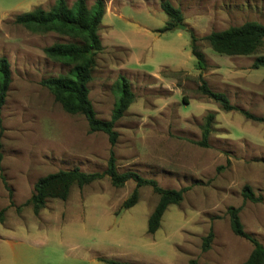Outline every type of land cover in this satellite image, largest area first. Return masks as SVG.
<instances>
[{
    "label": "rangeland",
    "instance_id": "374dc122",
    "mask_svg": "<svg viewBox=\"0 0 264 264\" xmlns=\"http://www.w3.org/2000/svg\"><path fill=\"white\" fill-rule=\"evenodd\" d=\"M75 0H66L70 6ZM98 27L102 49L88 83L96 118L109 121L121 78L133 102L114 125L113 147L118 173L134 172L163 189H186L178 205L169 206L159 230L147 233V220L158 196L139 188L137 205H121L135 187L115 188L107 176L78 188L66 201L47 199L35 215L22 207L35 183L60 170L85 173L106 169L110 145L104 133H90L85 118L63 111L40 85L69 72L70 66L47 58L43 49L68 39L35 34L15 24L16 16L35 8L49 10L55 0H0V59L9 63L10 85L1 109L0 264L11 246L17 264H105L123 260L146 264H243L252 251L235 236L227 209L239 208L244 231L264 247V123L238 110L223 111L199 91L200 76L211 91L224 94L236 109L264 118V68L250 56L214 53L204 37L245 22L264 25V0H103ZM168 1L180 10L185 30L171 28L160 8ZM94 0H86L90 7ZM191 32L206 68L191 54ZM213 115L206 148L197 146L204 122ZM249 186L262 202L244 201ZM16 207H22L17 213ZM213 240L202 251L209 231ZM21 260V261H20ZM136 264V263H129Z\"/></svg>",
    "mask_w": 264,
    "mask_h": 264
},
{
    "label": "trees",
    "instance_id": "16d2710c",
    "mask_svg": "<svg viewBox=\"0 0 264 264\" xmlns=\"http://www.w3.org/2000/svg\"><path fill=\"white\" fill-rule=\"evenodd\" d=\"M160 8L168 17L166 26L158 30V33L170 31L176 24H181L183 16L180 10L174 8L168 1H162ZM105 13L103 0H94L88 7L86 0H75L70 6L66 0H55L49 10L35 8L30 12L15 17L14 22L26 30L35 34H56L59 37L68 39L66 42L53 43L43 49L44 55L53 60L70 66L68 73L57 77H49L40 82V85L52 94L54 100L60 104L64 112L71 115H81L85 118L89 132H101L107 136L110 145L109 157L106 169L102 173H85L78 168L72 170H60L40 178L33 187V193L22 207H31L33 213H38L45 208L47 199L66 201L73 186L82 188L107 176L115 188L122 187L127 181H133L135 187L130 196L121 205L122 210L134 207L139 199V188L150 187L158 196V201L148 217L147 233L155 234L159 228L161 219L169 206L178 205L186 189L169 190L159 187L156 181L144 179L134 172L118 173L113 147L116 144L118 134L114 130L115 123L120 120L128 106L133 102L134 95L131 93L128 83L121 78L119 81V96L109 121H102L96 118L95 111L89 99L88 83L92 79V71L95 68V57L101 51L102 45L97 34L98 27ZM191 54L196 59L200 71L206 68L203 55L198 51L197 39L191 32ZM204 40L210 49L217 54L225 56H250L260 49L264 44V25L257 22H245L238 27H230L221 32H212ZM251 68L258 70L264 68V55L257 57ZM201 85L199 91L220 105L223 111L229 112L238 110L247 119L258 123H264V118L255 117L246 111L233 107L229 99L221 93L210 90L206 82L200 76ZM10 71L7 59H0V171H1V109L5 104L8 87L10 85ZM213 115L209 114L204 122L200 141L197 146L206 148L207 140L211 131ZM2 183L9 195V206L14 207L11 201L12 191L8 187L4 176L0 175ZM241 195L244 201L260 203L263 200L261 195H255L249 186H244ZM22 207H16L20 213ZM6 209L0 210V223L5 220ZM239 208L229 207L227 215L232 233L247 240L252 245V251L243 264H264V247L255 238L248 235L243 228L239 218ZM213 240V232L210 230L202 240V251L209 250ZM100 261L105 264H129L115 260ZM188 264H200L195 260H189Z\"/></svg>",
    "mask_w": 264,
    "mask_h": 264
},
{
    "label": "crops",
    "instance_id": "0c3cea01",
    "mask_svg": "<svg viewBox=\"0 0 264 264\" xmlns=\"http://www.w3.org/2000/svg\"><path fill=\"white\" fill-rule=\"evenodd\" d=\"M137 205V204H136ZM135 207V206H134ZM133 209L130 208V209H127V210H131ZM39 214V213H38ZM5 221V220H4ZM4 253L6 254L5 257H3L2 261H3V264H17L16 261H18L19 259L17 258V255L15 254L14 252V249L13 247H11L10 245L9 246H4ZM21 261V260H20ZM124 262H128V263H136V264H146L144 262H138V261H130V260H123Z\"/></svg>",
    "mask_w": 264,
    "mask_h": 264
},
{
    "label": "water",
    "instance_id": "95a60500",
    "mask_svg": "<svg viewBox=\"0 0 264 264\" xmlns=\"http://www.w3.org/2000/svg\"><path fill=\"white\" fill-rule=\"evenodd\" d=\"M175 28L180 29V30H185L186 29V27L184 25H182V24H176Z\"/></svg>",
    "mask_w": 264,
    "mask_h": 264
}]
</instances>
